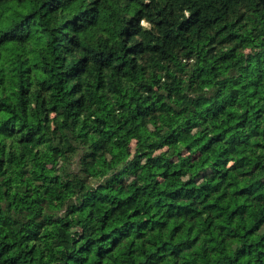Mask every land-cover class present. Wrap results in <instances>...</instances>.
Segmentation results:
<instances>
[{"label":"trees","instance_id":"obj_1","mask_svg":"<svg viewBox=\"0 0 264 264\" xmlns=\"http://www.w3.org/2000/svg\"><path fill=\"white\" fill-rule=\"evenodd\" d=\"M0 264H264V0H0Z\"/></svg>","mask_w":264,"mask_h":264}]
</instances>
